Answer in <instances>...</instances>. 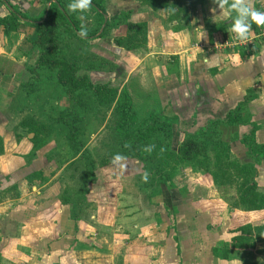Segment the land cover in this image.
<instances>
[{
  "label": "crops",
  "instance_id": "obj_1",
  "mask_svg": "<svg viewBox=\"0 0 264 264\" xmlns=\"http://www.w3.org/2000/svg\"><path fill=\"white\" fill-rule=\"evenodd\" d=\"M42 1L7 0L11 8L8 4L6 6L5 3H0V18H5L14 11L19 17L29 16L28 20H21L22 25H28L34 20L33 16L44 11ZM249 3L253 8L264 11L261 0H249ZM46 6H49V3ZM104 7L108 18L122 12H130L131 22L145 24L146 42L137 47L141 51L135 52L131 57V65L123 67L119 61L109 59L104 54L106 48L113 50L114 54H119L123 51L121 46L116 47L112 43L113 39L107 37L95 40L102 48L96 53L97 56L108 62L113 61L114 72L99 67L85 70L92 84L111 83L119 89L125 86L133 107V94L139 92L142 97L135 96L137 99H145L147 115L156 113L157 110V113L173 118L174 125L185 132L204 129L209 122H224L228 112L251 92L254 99L248 105L250 121L257 126L256 142L264 145V47H257L264 44V41L255 40L253 46L247 49L221 48V43L234 38L229 30L231 17H214L220 14V10L212 0H104ZM214 8L215 13L211 11ZM222 22L227 23L226 28L222 31L214 30L211 43V26H220ZM22 25L18 34L25 28ZM259 28L255 24L252 25L254 33L258 32ZM14 33L5 35L0 26V74L5 77L7 68L12 66L11 62L16 61L2 54L4 41L8 43L7 35ZM236 50H242L246 54L242 55V58L230 54ZM10 76L14 77V74L11 73ZM143 92L145 94H142ZM5 122H8V118L0 112L1 144L2 139L4 143L0 154V264H118V247L98 248L95 249L98 252L90 254L85 251L87 246L79 243H88L104 237L105 234L99 229L106 224L101 220L97 225L79 221L78 218L73 220L72 205L60 203V187L57 182L51 184L49 181L46 186L41 180H28L29 175L39 174L45 165L41 164L39 159L28 162V155L33 147L29 141L30 136L17 137V142L13 139L15 137H5ZM246 132V126L228 128L225 131L226 134L236 133L239 138ZM230 150L231 153L238 154L237 157L243 163L252 162L239 142L231 143ZM255 173L254 183L258 191L264 194V160L255 165ZM201 184L202 187H198L194 192L193 200L182 198L180 195H172L170 198L164 187L160 195L150 200L153 205L172 204L176 207L177 233L173 234L174 239L171 236L165 239V235L161 237L159 234L158 237L165 240L161 247H153L147 239L151 247H131L125 250L123 255H131V264L141 262L138 248L152 253L151 258L156 255V260H145V264L243 263L232 254L240 251L242 255L249 256L250 249L247 247L241 250L232 249L227 260L215 257L213 249L221 243L230 242L239 234L229 231L235 222L245 225L255 221L264 225V206L254 212L238 213L232 210L229 213L225 207H220L217 212V204L222 203L214 195H209L212 193L210 187H206L207 183ZM11 188L13 195L10 194ZM212 222L223 224L208 231L207 227ZM133 229L137 231L141 228L135 224ZM253 251V255H256L255 249ZM256 257V261L253 259L255 264H264V258L260 254ZM248 258L250 256L244 262L249 264Z\"/></svg>",
  "mask_w": 264,
  "mask_h": 264
},
{
  "label": "rangeland",
  "instance_id": "obj_2",
  "mask_svg": "<svg viewBox=\"0 0 264 264\" xmlns=\"http://www.w3.org/2000/svg\"><path fill=\"white\" fill-rule=\"evenodd\" d=\"M65 1L67 4L70 2V0ZM95 1L100 2L99 0ZM42 2L44 11L33 16L32 19L37 20L43 14L45 15L44 12L47 10L48 6L46 4L48 1L43 0ZM74 14L80 25L81 23L84 24L87 32L100 26L99 18L91 7L84 14L83 21L79 19L76 13ZM49 18L53 22V30L48 33V37L50 36L56 45L54 59L59 63H63L64 66L68 67L69 71H66V73L59 72L58 68H63V66L59 65L58 67L50 68L36 65L38 49L32 44L35 38L34 25L20 24V26L22 25L25 28L19 34L15 32L11 36L7 35L9 40L7 42L10 45H7L8 43L4 41L2 54L15 60L16 63L11 62L12 66L7 68L6 77L4 74H0V112L6 114L8 118V122L3 123L5 125V128H3L5 131L4 135L5 137H15L16 139H13L16 142L18 140L17 137L30 136L29 141L34 146V149L28 155V162L39 159L41 164L45 165L39 174L35 173L27 177L30 182L41 180L44 182L43 184L46 183V186L49 185V181H51V184L57 182L58 187H60L59 196H67L70 199L73 203V214L78 218L77 220L88 222L92 225H97V222L101 220L103 224H106L104 227L100 225L101 229H99L101 233L105 234L104 237L96 238L88 241V243L79 241V243L87 246L85 251L93 254L98 252L95 250H98V248L113 249V247H118L116 252L118 256L116 259L117 263L131 264L129 261V256L131 255H123L125 250L131 247H151L147 239L151 241L153 247L158 245L161 247L165 240L158 237L159 234L161 237L165 235V239L168 236L174 239L175 235L173 234L177 233L178 211L172 204L170 206H166V204H151L150 200L156 198L154 197L156 184L151 182V175H148L147 182L142 181L141 177L145 173L144 165L134 157V152L131 150V144L136 136L133 135L132 140L128 141L125 136L124 138L122 136L123 130H120L121 132L117 130V121L119 119H117L115 113L114 103H88L90 105L84 114L80 126L83 132L82 140L85 145L78 156H75L64 145L67 128L63 123L66 117L65 113L72 105L69 96L72 97L73 103H76L80 93L79 91L67 93V85H62L59 81L61 76L76 77L83 74L87 75L85 70L93 69L94 67L114 72V63L113 61H105L97 56L96 53L102 49L95 42V40L100 39L99 37L91 40L81 39L64 22L57 10H53L49 14ZM129 21L131 22V20ZM126 30L125 25L121 24L106 36L110 40L119 38L123 51L119 54H114L113 50L106 48L104 53L109 59L119 61L123 67L131 65V62H133L131 57L135 52L141 51L137 47L143 45L142 42L129 41ZM261 46L264 47V44H260L257 47ZM199 47L200 44L198 45ZM232 52L230 53L229 51L231 55H239L241 58L242 55L246 54L242 50ZM11 73L14 74V77L10 76ZM142 94L145 93L143 92ZM135 95L141 96V94L139 92L133 94V109L140 123L147 117L148 111L146 106H144L146 104L145 99H137ZM138 100H141V103ZM155 112L157 113V110ZM13 128L14 130H12ZM176 129L179 134L185 132L181 131L177 126ZM16 131L17 134L15 135ZM177 142L176 140L173 141L172 149L177 147L178 144L175 146ZM220 142L217 136L209 141L211 147L208 150V158L210 160L208 169L203 163L188 166L172 163V161L167 159V163L173 166L172 175L169 181L164 186L161 185L160 188L164 187L170 198L172 195H180L182 198L193 200L194 192L198 187H202L201 182H205L207 183L206 187H210L209 190L212 193L209 195H214L222 203L217 204V212L220 207L227 208L229 213L232 210L238 213L242 211L238 203L241 189L254 182L256 173L246 181L244 172L238 171L243 163L237 157L238 154L231 153L230 149L223 153L221 148L224 149V147L220 146ZM150 144L154 146L150 155L167 153L168 149L160 138H154V141ZM115 153H121L127 157V167L123 172L113 169L110 163L111 157ZM165 160L166 157L161 155L156 160H151L148 167L151 169L160 168V164L164 163L165 165ZM221 170L224 171V175L221 174ZM215 172L216 174H214ZM10 194L13 195L12 188ZM205 195L208 194L205 193ZM75 205L76 208L74 207ZM92 217L95 219H91ZM135 224L139 225L141 229L137 231L133 229ZM220 224H223V222H212L211 225H208L207 230H215ZM249 224L260 226L255 221ZM239 226L242 227L244 225L235 222L231 228L237 229ZM200 235L199 231V238ZM259 236L254 239L255 241H252L254 248L250 249V258H248L251 264H255L253 259L256 261L257 254L264 258L263 236L262 234H259ZM75 242L79 244L77 240ZM97 245L102 247H97ZM110 245L113 246L110 247ZM254 249L255 253H257L256 255H253ZM223 250L220 249V251ZM140 251V248H138V255L141 256L139 259L141 261L139 262L140 264H145V260H156L155 254V257L151 258L152 253H146V250ZM232 255L241 263L247 261V257H249L248 254L242 255L240 251Z\"/></svg>",
  "mask_w": 264,
  "mask_h": 264
},
{
  "label": "trees",
  "instance_id": "obj_3",
  "mask_svg": "<svg viewBox=\"0 0 264 264\" xmlns=\"http://www.w3.org/2000/svg\"><path fill=\"white\" fill-rule=\"evenodd\" d=\"M47 1L49 6L47 7L46 12H44L45 15L43 14L40 18L33 20L30 23V25L32 24L35 27V38L32 41V44L38 49L36 65L38 67L46 66L49 68L58 67V65L63 66V68H58V70L59 72L66 73V71H69L68 67L54 59L56 45L51 37H48V33L53 30V22L51 18H49V14L53 10H57L64 22L76 34L79 32L81 25L76 19L75 14L68 10V4L65 0H54V2H51V0ZM99 1L100 2H96L95 0H92L91 9L99 18L100 29L97 27L96 29L87 32V37L84 38L85 40H91L97 37L104 38L110 31L122 24L125 25L127 29L126 31L129 41L142 42L143 44L146 42L145 24L131 23L129 21L131 17L130 12H122L108 18L104 7V0ZM145 1L146 0H143V2ZM0 3H5L6 6L8 4L7 0H0ZM8 6L11 8L9 4ZM22 19L28 20L26 16L19 17L14 11H11L9 16L0 18V26L2 27L3 34L6 35L10 32H18L20 30V24H22ZM226 26L227 23L225 22H222L220 26H211L212 31L209 30V39L211 43L213 42L212 33L217 31V29L222 31ZM112 43L116 47L121 46V41L118 39H113ZM59 81L62 85H67V93H75L78 91L80 93L76 103H73L72 97L69 96L72 105L67 113H65L66 117L63 124L67 128V135L64 140V145L70 149L75 156H78L85 145L82 140L83 132L80 129V126L89 105L92 103H114L115 113L117 119H119L116 128L118 131L123 130L122 136L123 138L125 136L128 141L132 140L133 135L136 136L131 144V150L134 152V157L143 163L144 171L152 176L151 182L156 184L154 187V197L160 195V186H164L172 175L171 171L173 166L167 163V159L172 161V163L185 164L188 166L203 163L208 169L210 164L208 150L211 147L209 141L215 136L221 141L220 146L224 147V149L220 147L223 153L230 149L231 143L239 142V144L244 146L246 149V156L250 158L252 162L242 163L241 168L238 169V171L244 172L246 175L245 178L247 179L246 181L253 177L255 173V165L264 160V145L256 142L255 133L257 126L250 121L251 115L248 111V105L254 99L251 92H248L243 101L238 103L234 109L228 112L224 122H209L204 129H198L194 132H181V135L178 133L176 126L173 123V118H168L160 113H149L147 117L139 123L137 115L133 109L132 99L125 86H122L119 89V87L111 83L93 85L85 74L76 77L61 76ZM89 102L91 103L88 104ZM240 126L248 127V132L242 134L240 138L236 133H225L228 128H239ZM154 138H160L163 143H165V146L168 149L167 153L150 155V153L144 151V148L154 141ZM175 140L176 142L178 141L175 143V146L178 145L175 149H172V143ZM32 149H34V146ZM1 152L2 144L0 142V153ZM161 155L166 157V160L164 161L165 165L163 163L159 165L160 168H149L150 161L156 160V158H159ZM208 173L210 174L209 170ZM214 174H216V172ZM221 174L224 175V171L221 170ZM81 198H83V196H81ZM60 203H70L72 205L71 218L76 220L77 217L73 214V203L70 199L67 196H63L60 199ZM238 203L240 204L239 208L242 209V211L261 210L264 206V194L260 193L256 184L252 182L249 186L242 187ZM74 207L76 208V205ZM229 231L231 233L239 234H236L230 242L221 243L220 246L213 249V255L223 260H227L232 249L241 250L244 247L253 249L252 241L256 239L259 234H262L264 241V225L253 226L245 224L242 227L239 226L237 229H231ZM220 249L224 250L220 251ZM243 263L248 264L246 262Z\"/></svg>",
  "mask_w": 264,
  "mask_h": 264
},
{
  "label": "clouds",
  "instance_id": "obj_4",
  "mask_svg": "<svg viewBox=\"0 0 264 264\" xmlns=\"http://www.w3.org/2000/svg\"><path fill=\"white\" fill-rule=\"evenodd\" d=\"M212 3L217 5L220 10L219 15L214 17H231L230 32L234 36V43L245 44L248 42L250 33L252 31V25L255 24L258 27H264V11L255 9L249 3V0H212ZM92 6V0H70L67 8L70 12L76 13L81 21L84 20V14ZM213 13L216 9H211ZM81 39L87 37V29L83 23L79 32L77 33ZM153 145H147L144 148L145 152H151ZM127 157L121 153H115L111 157V165L113 169H118L123 172L126 165ZM148 172H145L141 177L142 181L147 182Z\"/></svg>",
  "mask_w": 264,
  "mask_h": 264
},
{
  "label": "built area",
  "instance_id": "obj_5",
  "mask_svg": "<svg viewBox=\"0 0 264 264\" xmlns=\"http://www.w3.org/2000/svg\"><path fill=\"white\" fill-rule=\"evenodd\" d=\"M262 5L264 6V0H261ZM255 40H261L264 41V27H260L258 29V32L251 31L250 37L248 42L245 44H237L234 43V38L230 40H225L223 43H221L219 46L223 49L227 48H234V47H243L245 49L249 48L251 45L253 46Z\"/></svg>",
  "mask_w": 264,
  "mask_h": 264
}]
</instances>
